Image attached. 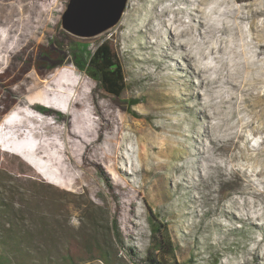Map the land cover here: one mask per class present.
I'll list each match as a JSON object with an SVG mask.
<instances>
[{"label": "rangeland", "instance_id": "374dc122", "mask_svg": "<svg viewBox=\"0 0 264 264\" xmlns=\"http://www.w3.org/2000/svg\"><path fill=\"white\" fill-rule=\"evenodd\" d=\"M68 3L0 0V69L47 31L32 59L56 69L0 103V264H62L93 235L113 264H149L148 204L179 262L264 264V0H128L92 37L62 26ZM105 40L125 68L120 98L61 62L59 41Z\"/></svg>", "mask_w": 264, "mask_h": 264}, {"label": "trees", "instance_id": "16d2710c", "mask_svg": "<svg viewBox=\"0 0 264 264\" xmlns=\"http://www.w3.org/2000/svg\"><path fill=\"white\" fill-rule=\"evenodd\" d=\"M58 16L55 15L54 9L50 23L55 18H57L58 21ZM46 33H44V36ZM44 36H42L39 41L35 38L29 39L12 53L8 63L0 69V103L10 100H16L18 103L22 97L37 86L40 79L50 77L56 70L52 69L51 71H47L33 62L32 58L37 55L44 42ZM64 44V42H58V45L63 48L61 62H68L70 57H73L72 61L81 70L87 71L89 75L96 80L99 92L116 98H120L123 95L127 87L125 68L109 40L103 41L95 50L91 51L88 50V45L84 43H76L72 46V49H66ZM34 66L35 68L33 69ZM138 101L137 99L128 102L123 101L121 107L123 110L128 111V107L125 103L127 102L131 108L133 105L137 104ZM78 106L79 102L74 101L70 113L72 119L77 114ZM2 153L4 155L11 153L12 155L18 156H25L26 154L34 156L31 151L26 148H13L10 149L9 152L6 151ZM34 158L38 159L36 156H34ZM25 160L27 162L29 161L28 158H25ZM82 162L89 166L90 161L88 159V153L82 156ZM99 171L101 170L99 169ZM106 180L109 181V179ZM148 207V220L151 228V249L147 255L148 263L183 264L177 260L176 244L170 235L168 224L163 220L161 212L153 209L150 204H148ZM91 223L94 224L95 222L91 221ZM110 231L115 237H119V228L116 220L112 221ZM9 237L11 236L9 235ZM97 240L96 235H93L84 240L81 244L82 246H78L76 250H71L69 248L68 251L61 256L63 261L62 264H86L96 259H101L107 264H113V255L111 251L106 250ZM2 241H4L3 238H0V243ZM1 257L0 255V258Z\"/></svg>", "mask_w": 264, "mask_h": 264}, {"label": "water", "instance_id": "95a60500", "mask_svg": "<svg viewBox=\"0 0 264 264\" xmlns=\"http://www.w3.org/2000/svg\"><path fill=\"white\" fill-rule=\"evenodd\" d=\"M127 3L128 0H69L62 26L78 36H96L121 20Z\"/></svg>", "mask_w": 264, "mask_h": 264}, {"label": "bare ground", "instance_id": "6f19581e", "mask_svg": "<svg viewBox=\"0 0 264 264\" xmlns=\"http://www.w3.org/2000/svg\"><path fill=\"white\" fill-rule=\"evenodd\" d=\"M124 16V15H123Z\"/></svg>", "mask_w": 264, "mask_h": 264}]
</instances>
